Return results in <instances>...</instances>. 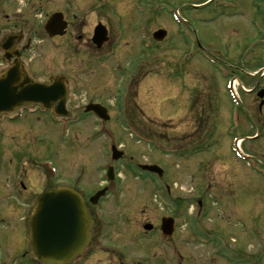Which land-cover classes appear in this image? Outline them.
<instances>
[{
  "label": "rangeland",
  "instance_id": "rangeland-1",
  "mask_svg": "<svg viewBox=\"0 0 264 264\" xmlns=\"http://www.w3.org/2000/svg\"><path fill=\"white\" fill-rule=\"evenodd\" d=\"M210 1L50 0L32 6L39 24V15L57 12L72 23L66 37L47 42L40 54V63L48 67L44 79L64 74L76 85L75 98L68 102L72 116L64 136L45 113L24 114L17 122L0 118V161L11 160L16 171L25 169L26 186L30 182L35 191L56 187L57 180L97 190L106 167L114 166L111 193L98 202L100 226L108 230L102 248L117 242L129 249L119 258L102 252L97 264L144 260L146 246L148 264H177L178 256L156 240L163 237L143 229L161 216L175 219L174 234L163 239L179 248L180 264H211L212 259L219 264L210 247L197 241L220 238L222 228L246 253L245 262L254 254L252 259L258 262L259 257L258 264H264V112L258 115L253 95L243 93L257 81L264 88V0ZM98 22L109 37L93 55L85 40ZM158 29L166 31L161 42L152 37ZM196 40L206 55L193 52ZM123 70H130L131 77L117 97ZM229 76L235 78L238 94H230ZM89 99L107 107L110 119L101 123L92 116L82 118ZM240 100L245 110L238 109V122L232 121ZM256 130L260 136L239 143L251 154L249 160H237L230 142ZM111 144L123 152L119 160L112 161ZM44 160L54 165L56 180ZM141 165H158L163 173L149 174ZM12 175L0 169V188L10 187ZM22 202L11 193L2 202L0 194V211L1 205H9L8 213L0 212V264H42L21 259L10 247L13 229L20 226L16 216L24 213L19 209L12 214L11 207ZM255 218L262 238L253 234ZM27 230L25 224L23 232ZM23 232L18 238L29 249ZM226 259L225 264H240L236 255ZM86 261L79 258L72 264Z\"/></svg>",
  "mask_w": 264,
  "mask_h": 264
},
{
  "label": "flooded vegetation",
  "instance_id": "flooded-vegetation-1",
  "mask_svg": "<svg viewBox=\"0 0 264 264\" xmlns=\"http://www.w3.org/2000/svg\"><path fill=\"white\" fill-rule=\"evenodd\" d=\"M50 0H0V66H2V70H4L5 68L7 69H11V68H26L29 71L30 70H36L40 73V74H45L46 72H48V67L43 63H40V59H44L40 54L43 53L45 51V47L47 45V42L52 41L54 38H62V37H66L69 33V29L70 27H72V23L71 21L67 18H65L66 20V30H65V34H63L62 36H51L50 34H46L45 33V25L47 23H50L49 18L51 16L50 13L48 14H43L39 15L40 18V24L37 21V10L32 8V6H35L36 3H40V5L43 2H46V5L49 3ZM38 3V4H39ZM23 7L22 9H19L18 6L22 5ZM40 9V13L42 12V9ZM36 12V13H34ZM34 13V14H33ZM33 14V15H32ZM32 15V16H31ZM40 28H43V34H40ZM37 41L40 43L39 47H37ZM84 43V41H83ZM86 43V47L87 49H92L94 51V53L96 54L99 50L96 49L92 44L91 41L88 38H86L85 40ZM84 43V44H85ZM39 49V50H38ZM37 51H39L37 53ZM93 54V55H95ZM47 74V73H46ZM243 73H241L242 75ZM126 84V81H119V85L117 89V93L120 89V87L124 88ZM264 88L259 87V81H257V83L250 88L248 91H246V94H250L253 95L254 99L256 100V108L258 111V115H261L262 112H264L263 108H264V96L260 97L259 93H262L264 95V90H262ZM262 90V91H260ZM123 93L117 94V97H121ZM70 98L68 99L69 102ZM90 102L91 99H89ZM97 102V101H94ZM248 108V107H247ZM70 110V112H69ZM67 112L68 118H62L63 123H69L71 120V116H72V111L73 109H69ZM50 113H52V111H50ZM82 113V118L87 117V116H93L94 115L91 112H86L83 111ZM247 114L248 117L250 118V121L253 123V125H257L258 121L254 118L251 117L249 115V112L247 110ZM57 120H59V118H57ZM258 120H260V116L258 117ZM75 122H77L78 120H74ZM258 126V125H257ZM64 127L68 128L67 125H65ZM260 127V126H259ZM59 128V126H58ZM10 161V162H9ZM9 161H0V169L5 171V172H12V180L10 182V187H7L3 192H0V194L2 196H4V194H9V193H13L12 197L15 198H23V202L20 203L18 206H13L11 207L12 210V214H14L15 212H17L19 209H22L24 212H26L28 210V212L30 213L32 205L35 202V198H36V191L31 188V183L29 182L28 184L30 185V187L26 186V180H25V169L20 170L17 169V171L15 170L16 165H14L12 163L11 160ZM113 182H111V184L107 185L106 182L103 180V184L100 188H104V186H108L105 187L103 190V193L105 194L106 197L109 196V194L111 193V186L113 185ZM76 188L79 189L81 195L84 198L85 204H86V208L88 210V214L92 220V224L90 227V238L88 240V244L87 246L82 250V252L80 254H78V256L76 257L75 261H78L79 258H83V259H87L86 262H88L89 264H97L96 261L98 260V256H101L103 254H101L102 252H107L110 253L112 257H116L118 255L122 256L124 255L126 252L128 254V245L123 246L121 244H118L117 242L115 243H110L109 245L110 248L105 247L102 248L101 244V239L98 238L100 237V235H106V231H108L106 228V230L102 231L101 226H100V221L99 219L95 216L94 214V210L96 209V205L91 200H89V198L91 197L92 194H94L97 190H92L89 191L87 188L85 189L83 186H79L76 185ZM99 188V189H100ZM104 196V197H105ZM100 201V200H99ZM98 201V202H99ZM9 205H5L2 206V211L0 212H7ZM27 212V213H28ZM20 215V214H19ZM162 218L159 217L156 220V223L152 222L150 224H152V230H151V225L149 223H147V225H145V228L148 230H151L150 232H157L158 231V225L160 222V219ZM20 219H22V221H24V217L20 216L18 217V222L20 221ZM116 225V223L112 226V229L114 228V226ZM112 229H111V233H112ZM15 233L13 234V241L11 243L10 247H13V251L17 252L19 254V256L21 257V259L26 260L28 259L29 261H36V257L33 253L32 247L29 244V249H27L24 244V242H21L20 239H18L16 236H18V231L14 230ZM149 232V233H150ZM174 234V233H173ZM28 242V238L27 235L25 236ZM106 237L103 238V240H105ZM130 242V246L132 243V239H128ZM157 240V238H156ZM159 241V240H158ZM162 241V240H161ZM163 245V247H165V249H167V251H171L173 252V254L175 256H178V259L180 257V253H179V248H177L176 244L174 242H172V244L170 243H163L161 244ZM237 248L235 249V252L233 253V255H236L237 257H239L238 261L240 264H255L256 258L254 257L252 259V255H249L247 258V262H244V257L246 256V253L243 251V249H241L237 244H236ZM120 247V248H119ZM119 248V249H117ZM126 248V249H125ZM11 252V250H10ZM148 247L146 246V250L145 253L143 251V256L146 257V259H142V260H138L134 263H130V264H148ZM229 253V248H228V243L226 241V239H221L220 240V256H221V260L219 262V264H225V260H227L225 256H227ZM5 255H8V253H6ZM0 256H2V253H0ZM118 256V258L120 257ZM127 256V255H126ZM126 256L124 258H126ZM225 258V259H224ZM251 262H250V260ZM119 264H122L121 262ZM177 264H180V262L178 261Z\"/></svg>",
  "mask_w": 264,
  "mask_h": 264
},
{
  "label": "water",
  "instance_id": "water-1",
  "mask_svg": "<svg viewBox=\"0 0 264 264\" xmlns=\"http://www.w3.org/2000/svg\"><path fill=\"white\" fill-rule=\"evenodd\" d=\"M51 28L52 25L49 24V29ZM103 29L101 26L95 28L93 40L97 44L105 40L106 30ZM153 36L160 40L165 36V31L158 30ZM64 94L59 79L51 84H39L25 72L13 68L0 76V115L11 114L22 105L30 106L35 103L48 108L58 103L57 113H62ZM87 109L94 110L102 118H108L105 109L99 105H90ZM144 168L159 174L162 172L156 166ZM88 228V216L77 192L65 186L48 190L38 197L30 220V240L34 253L43 264H66L81 252ZM80 230H84L82 243L78 242ZM66 236L75 237L78 245L74 247L72 244L75 243Z\"/></svg>",
  "mask_w": 264,
  "mask_h": 264
},
{
  "label": "bare ground",
  "instance_id": "bare-ground-1",
  "mask_svg": "<svg viewBox=\"0 0 264 264\" xmlns=\"http://www.w3.org/2000/svg\"><path fill=\"white\" fill-rule=\"evenodd\" d=\"M56 224H58V223H56ZM78 235H79V243H82L83 242V240H84V230H80V231H78ZM66 238L68 239V240H71L72 242H74L75 244H72L74 247L76 246V245H78V244H76V238L75 237H73V236H66Z\"/></svg>",
  "mask_w": 264,
  "mask_h": 264
}]
</instances>
